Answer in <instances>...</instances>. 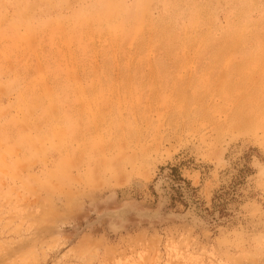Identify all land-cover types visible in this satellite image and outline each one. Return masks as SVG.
<instances>
[{"label":"rangeland","instance_id":"rangeland-1","mask_svg":"<svg viewBox=\"0 0 264 264\" xmlns=\"http://www.w3.org/2000/svg\"><path fill=\"white\" fill-rule=\"evenodd\" d=\"M0 264H264V0H0Z\"/></svg>","mask_w":264,"mask_h":264},{"label":"trees","instance_id":"trees-1","mask_svg":"<svg viewBox=\"0 0 264 264\" xmlns=\"http://www.w3.org/2000/svg\"><path fill=\"white\" fill-rule=\"evenodd\" d=\"M172 171H173V172H177L175 169H172ZM176 175H177V176H175V175L173 174V176L175 177V180H176V181H178L179 183H181V182H182V183H186V182L183 180V178H181L180 175H178V174H176ZM181 187H182L181 185H180V186L178 185V187H177V188H178L177 190H178L179 192H182Z\"/></svg>","mask_w":264,"mask_h":264},{"label":"bare ground","instance_id":"bare-ground-1","mask_svg":"<svg viewBox=\"0 0 264 264\" xmlns=\"http://www.w3.org/2000/svg\"><path fill=\"white\" fill-rule=\"evenodd\" d=\"M125 12V11H124Z\"/></svg>","mask_w":264,"mask_h":264}]
</instances>
